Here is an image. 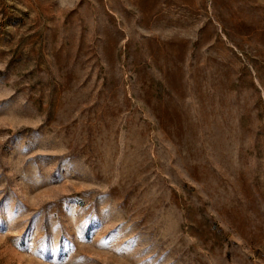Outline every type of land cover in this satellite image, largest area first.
Listing matches in <instances>:
<instances>
[{"label":"rangeland","instance_id":"obj_1","mask_svg":"<svg viewBox=\"0 0 264 264\" xmlns=\"http://www.w3.org/2000/svg\"><path fill=\"white\" fill-rule=\"evenodd\" d=\"M0 264H264V0H0Z\"/></svg>","mask_w":264,"mask_h":264},{"label":"snow or ice","instance_id":"obj_2","mask_svg":"<svg viewBox=\"0 0 264 264\" xmlns=\"http://www.w3.org/2000/svg\"><path fill=\"white\" fill-rule=\"evenodd\" d=\"M102 247H107V242H101Z\"/></svg>","mask_w":264,"mask_h":264}]
</instances>
